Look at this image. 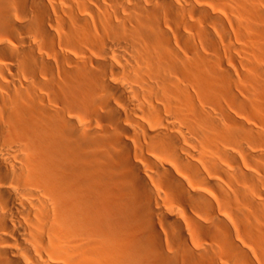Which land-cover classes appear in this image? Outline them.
Masks as SVG:
<instances>
[{
    "label": "bare ground",
    "instance_id": "obj_1",
    "mask_svg": "<svg viewBox=\"0 0 264 264\" xmlns=\"http://www.w3.org/2000/svg\"><path fill=\"white\" fill-rule=\"evenodd\" d=\"M263 132L264 0H0V264H264Z\"/></svg>",
    "mask_w": 264,
    "mask_h": 264
},
{
    "label": "rangeland",
    "instance_id": "obj_2",
    "mask_svg": "<svg viewBox=\"0 0 264 264\" xmlns=\"http://www.w3.org/2000/svg\"><path fill=\"white\" fill-rule=\"evenodd\" d=\"M262 136H264V132H263ZM263 138H264V137H263ZM263 142H264V140L262 141V143H261L260 146L258 145L259 148H260V147L262 148V149H261V152H260V151H259V152L256 151L257 154H258L257 159H259V157H260L261 160H260V159H259V160L262 161V162H259V160L257 161V159H254V158L252 159V158H250L249 156H248V158H247V156H245V155H247V154L244 153V152H242V151H241V153H240L239 151H235L236 156L238 155V156H237V159H238L237 162H238V163H243V162H244V163H264V160H263V159H264V155H261L262 153L264 154V149H263L264 147H262V146H264V143H263ZM259 148H258V149H259ZM256 149H257V148H256ZM260 153H261V154H260ZM240 154L242 155V157H241ZM239 156H240L241 158H240ZM244 156H245V157H244ZM262 156H263V157H262ZM240 159L243 160V162H242ZM248 159H249V160L252 159L253 161H251V160L248 161ZM244 160H245V161H244ZM254 161H255V162H254Z\"/></svg>",
    "mask_w": 264,
    "mask_h": 264
}]
</instances>
